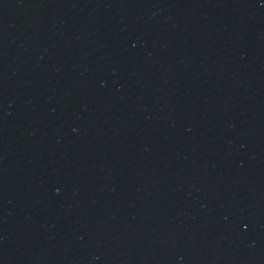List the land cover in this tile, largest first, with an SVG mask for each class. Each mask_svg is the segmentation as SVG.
Wrapping results in <instances>:
<instances>
[{"label":"water","instance_id":"1","mask_svg":"<svg viewBox=\"0 0 264 264\" xmlns=\"http://www.w3.org/2000/svg\"><path fill=\"white\" fill-rule=\"evenodd\" d=\"M0 42L72 264H264V0H0Z\"/></svg>","mask_w":264,"mask_h":264}]
</instances>
